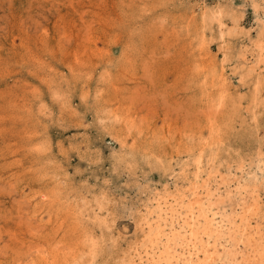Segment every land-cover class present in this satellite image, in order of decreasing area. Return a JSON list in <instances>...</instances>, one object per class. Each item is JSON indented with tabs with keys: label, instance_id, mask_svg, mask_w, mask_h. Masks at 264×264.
Segmentation results:
<instances>
[{
	"label": "rangeland",
	"instance_id": "1",
	"mask_svg": "<svg viewBox=\"0 0 264 264\" xmlns=\"http://www.w3.org/2000/svg\"><path fill=\"white\" fill-rule=\"evenodd\" d=\"M195 193L264 251V0H0V264H176Z\"/></svg>",
	"mask_w": 264,
	"mask_h": 264
},
{
	"label": "bare ground",
	"instance_id": "2",
	"mask_svg": "<svg viewBox=\"0 0 264 264\" xmlns=\"http://www.w3.org/2000/svg\"><path fill=\"white\" fill-rule=\"evenodd\" d=\"M221 100V99H220ZM203 152V151H202ZM201 159V157H200ZM199 159V156H198V159L196 160L197 164H201V161ZM202 160V159H201ZM199 167V165L197 166ZM197 170L199 171V168H197ZM204 189L207 190L208 187H209V184L206 183L204 185ZM209 191V190H208ZM210 193V192H209ZM207 195V194H206ZM205 195V197H206ZM204 197V196H201L199 193H195L193 194V197L192 198H189L187 199V202L184 203V205L181 206V208L184 210L183 214L179 212L178 214V217L180 219H182V221L184 222V224L186 223V227L188 228V234L182 238H184L180 244V248L183 250L182 253L180 255H178V257L175 259V263H179V262H182L183 264H193L194 263V257L193 256H196V258H198L199 256V253H203V258L204 259V264H207V263H210L211 260H213V257H212V253H208V244H205L206 243L202 238L200 237H203L202 235L203 234H206V231H209L211 227L214 226V219L212 217H208V212L212 211L210 209V206H207V207H204L202 206L203 203H202V200L201 198ZM210 198V197H209ZM252 198V197H251ZM183 200V199H182ZM204 200V199H203ZM241 200V199H240ZM255 200V199H254ZM244 201V200H243ZM241 201V202H243ZM253 203V202H252ZM241 204V203H240ZM245 204V203H244ZM251 204V203H249ZM256 204V203H255ZM243 205V203H242ZM246 205V204H245ZM243 205V206H245ZM253 206V205H252ZM242 207V206H241ZM251 206H246L245 209H241L244 214L248 213V211L251 210ZM198 209V217L195 216V213ZM175 210V209H174ZM163 211V209H162ZM253 211V209H252ZM173 213V212H171ZM171 213L169 215H171ZM175 213V212H174ZM250 213V212H249ZM243 214V213H242ZM243 215H240V216H244ZM216 215V213L214 214ZM238 216V215H237ZM247 216V215H246ZM241 218V217H240ZM162 219V217H161ZM242 219H244L245 221L248 220V218L246 217H243ZM165 220V219H164ZM167 220V219H166ZM171 220V219H170ZM172 221V220H171ZM178 221V220H177ZM216 222V221H215ZM217 225V223H216ZM166 226V225H165ZM173 226V225H172ZM199 226H201V231L198 232L199 229H197ZM218 226V225H217ZM216 226V227H217ZM221 226V225H220ZM215 227V226H214ZM182 228V227H181ZM200 228V227H199ZM180 229V228H179ZM209 229V230H208ZM220 229V228H219ZM185 230V229H184ZM217 230V229H215ZM214 230V232H215ZM246 230V227L245 228H242L241 229V232H244ZM160 232V230H159ZM183 232V230H182ZM210 232V231H209ZM213 232V231H212ZM213 232V233H214ZM186 233V231H185ZM220 233V232H218ZM216 233V234H218ZM180 235V233H178ZM201 234V235H200ZM160 235V234H159ZM175 235V234H174ZM182 235V234H181ZM180 235V237H181ZM171 236L172 233H171ZM176 236V235H175ZM210 236H212L210 234ZM158 237V236H157ZM172 238V237H171ZM208 240V239H207ZM171 241V239H170ZM176 244V243H175ZM169 245V244H168ZM168 247V246H167ZM166 247V248H167ZM261 247V246H260ZM166 250V249H164ZM171 250V249H170ZM263 250V249H262ZM262 250H259L258 248H256V246L252 249V252H249L248 256H246V258L244 259L242 257L243 260L247 261L246 264H264V251ZM171 252V251H170ZM175 253V251H174ZM178 254V252H177ZM177 254H173V255H177ZM163 256V255H162ZM174 258V256H171ZM163 258V257H162ZM169 259V258H167ZM198 260V259H197ZM201 261V260H199ZM203 261V260H202ZM153 262V261H152ZM155 263V262H154ZM157 264H161L157 262ZM165 264H171L170 260L165 262ZM197 264H201L200 262H198Z\"/></svg>",
	"mask_w": 264,
	"mask_h": 264
}]
</instances>
